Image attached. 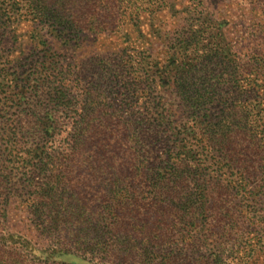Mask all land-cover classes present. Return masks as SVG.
I'll use <instances>...</instances> for the list:
<instances>
[{"label": "trees", "instance_id": "1", "mask_svg": "<svg viewBox=\"0 0 264 264\" xmlns=\"http://www.w3.org/2000/svg\"><path fill=\"white\" fill-rule=\"evenodd\" d=\"M55 1L0 0V45L6 26L25 17L39 24L77 21L82 32H108V22L103 27L96 23L99 0ZM125 1L129 7L138 2L122 0L120 8ZM152 1L144 0L146 5ZM252 2L264 17V0ZM48 7L54 8L53 15ZM89 23L97 27L89 29ZM258 31L259 51L236 65L241 71L233 81L236 95L226 98L213 90L231 81L209 71L213 58L200 55L197 41L192 40L196 33L191 31L177 48L179 53H174L175 69L158 71L157 76L147 73L143 112L134 109L138 98L132 86L124 87L116 98L105 95L104 104L93 93L94 83L101 79L109 85L118 83L127 65L118 64V70L103 75L87 65L76 71L69 66L64 72L57 68L56 56L43 50L41 61L19 63L14 73L8 65L0 69V204L11 200L16 173L29 174L24 182L32 194L23 202L31 208L48 200L54 189L46 175L36 180L38 171L62 170L63 175L69 169H85L97 174L104 188L98 197L102 218L98 232L108 236L118 264H227L235 249L228 246L229 239L261 223L253 212L258 206L256 189L264 185V137H259L264 134L260 105L264 83L260 86L258 74L253 75L264 70V25ZM58 34L66 36L63 30ZM58 77L63 86L53 88ZM156 78L163 82L168 78L167 83L178 89L182 102L178 114L166 109L161 98L152 106L149 89ZM209 88L214 91L211 95ZM251 90L258 94V112L248 104ZM35 99L52 102L53 107L32 112L26 106ZM59 120L65 122L61 127L49 123ZM228 174L235 179H226ZM246 179L253 188H248ZM19 182L25 184L23 179ZM238 186L249 190L246 205L234 203ZM162 246L170 249L165 256ZM203 248L210 258L202 255Z\"/></svg>", "mask_w": 264, "mask_h": 264}, {"label": "rangeland", "instance_id": "2", "mask_svg": "<svg viewBox=\"0 0 264 264\" xmlns=\"http://www.w3.org/2000/svg\"><path fill=\"white\" fill-rule=\"evenodd\" d=\"M115 1H98L97 25L102 26L105 22L111 25L108 32L100 34L82 32V24L80 26L77 21L67 24L62 19L39 24L25 17L9 23L0 45V69L8 65L12 69L10 72L14 73L19 63L41 61L43 50L56 56L57 68L64 72L70 70L69 66L76 71L87 65L103 75L118 70V64L127 65L126 73L119 76L118 83L109 85L101 79L94 83L93 93L100 96V102L104 104L105 95L110 100L112 96L116 98L117 93H124V87L132 86L138 98L133 103L134 109L143 112L147 73H156L157 76L158 71L162 73L175 69L173 62L178 56L174 53H179L177 48L192 31L196 33L192 40L197 41L200 55L213 58L209 71L216 78L231 81L230 85L226 83L220 88L213 87V90H220L226 98L228 94L236 95L237 91L232 86L237 84L233 81L241 75L240 69H235L236 65L239 61L253 58L260 49L258 28L264 25V17L252 0H153L149 5L144 0H138L131 7L125 1L121 8L122 0ZM53 2L56 3L55 0ZM141 5L142 9L136 8ZM48 12L53 15L54 8L48 7ZM120 12L122 14L118 15ZM97 25L89 23L83 27L95 29ZM61 30L66 33L65 37L58 34ZM256 74L259 76L258 84L263 85L264 70L253 76L256 77ZM167 80L163 82L156 78L151 85L152 106L155 107L161 98L166 109L178 114L182 103L177 96L178 89ZM62 82L63 79L58 77L52 84L53 88L63 86ZM213 90L209 88V95ZM238 92H242L241 89ZM257 95L251 90V102H248L255 112L261 110L260 105L264 107V102L257 104ZM118 98L121 100L122 96ZM245 103L240 102L244 106ZM28 106L32 112L53 107L52 102L38 99ZM37 119L47 122L40 117ZM39 121L37 124L42 123ZM49 123L61 127L65 122ZM261 135L259 137H264V134ZM46 163H50L49 160ZM61 171H38L34 175L36 180H43L46 175L54 189L49 190L48 200L31 208L23 202L24 197L32 194L27 193L29 186L24 182L25 177L30 179L29 174L16 173L12 181L14 192L11 200L7 205L0 204V259H4L6 264H118V260L113 258L114 246H111L108 236L98 232L102 219L98 197L104 193L100 177L85 169H69L63 175L59 174ZM227 176L226 179H235L230 174ZM236 178L240 182L242 177L239 175ZM20 179L25 183L23 186ZM245 183L248 188H253L249 179ZM245 192L239 186L236 188L233 193L235 204L240 201L246 205ZM255 194L258 196L254 203L258 206L253 213L261 223L257 228L246 227L234 240L229 239L228 246L235 249L229 252L227 264H264V185H259ZM207 251L203 248L202 255L210 258ZM161 252L165 256L170 249L162 246ZM130 264L137 263L133 261Z\"/></svg>", "mask_w": 264, "mask_h": 264}]
</instances>
